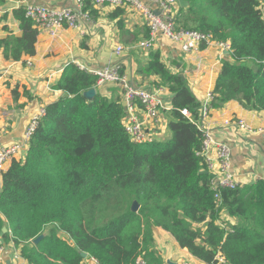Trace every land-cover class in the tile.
Wrapping results in <instances>:
<instances>
[{"label": "trees", "instance_id": "1", "mask_svg": "<svg viewBox=\"0 0 264 264\" xmlns=\"http://www.w3.org/2000/svg\"><path fill=\"white\" fill-rule=\"evenodd\" d=\"M183 1L175 26L210 34L231 50L232 62H222L210 108L235 101L264 113L260 1ZM84 11L90 17L96 13ZM121 15L115 8L112 17ZM14 16L22 34L0 39V53L20 61L34 55L38 29L24 8ZM142 73L156 76L171 93L172 109L165 112L172 119L170 139L131 142L121 98L85 97L96 88V77L68 65L55 85L63 96L44 107L24 158L12 160L0 174V238L12 243L26 264H88L91 258L97 264H137L138 258L163 264L152 249L153 229L160 228L204 264H216L217 255L226 264H263L264 181L217 188L210 174L202 173L207 170L197 125L202 104L158 53ZM133 202L137 212L131 211ZM222 213L233 223L221 222Z\"/></svg>", "mask_w": 264, "mask_h": 264}, {"label": "crops", "instance_id": "2", "mask_svg": "<svg viewBox=\"0 0 264 264\" xmlns=\"http://www.w3.org/2000/svg\"><path fill=\"white\" fill-rule=\"evenodd\" d=\"M75 0H5L0 3V39L10 35L20 37V23L14 11L25 8L27 4L44 6L50 9L74 8ZM260 10L264 19V0ZM148 6L157 12L153 4ZM181 6L178 2L175 13ZM94 9H92L93 11ZM115 8L111 5L95 9V15L86 22L79 19L78 30L63 27L59 30L38 29L33 56H23L20 61L6 60L0 53V147L22 142L30 118L41 108L63 96L55 88L63 70L70 64L88 73L119 63L126 81L136 87L156 93L161 103L168 108L162 111L157 124H147L146 131L155 134L157 141L171 137L169 123L171 117L165 112L172 109L171 93L167 87L159 85L154 75H146L142 70L158 53L161 62L175 75H182L196 100L202 103L213 91L215 80L222 62H232L231 52L214 45L201 47L195 52L185 54L175 45L158 37L152 48L142 49L139 42L148 37L144 20L129 7H123L120 18H113ZM121 20V24L118 21ZM117 46L123 47L119 57L113 54ZM95 93L109 100L121 98L120 86L104 84L95 88ZM16 91V97L13 95ZM141 118V112L137 111ZM243 119L253 128H264V113L245 110L239 103L231 101L220 109L211 110L209 125L215 144L225 145L230 153V170L236 185L253 184L264 181V139L261 134H246L237 131L234 122ZM225 121L229 124L225 125ZM155 138V137H154ZM28 146L25 148L26 153ZM24 153L17 160L24 158ZM207 158L215 161V146ZM10 162L6 163L4 170ZM216 185L220 178L219 166L209 173ZM221 222H231L222 213ZM63 239H68L63 238ZM153 248L163 264H204L192 257L186 249H181L171 235L160 228L153 229ZM14 246V245H13ZM0 264L11 258V243L0 238ZM21 264H26L24 261Z\"/></svg>", "mask_w": 264, "mask_h": 264}, {"label": "built area", "instance_id": "3", "mask_svg": "<svg viewBox=\"0 0 264 264\" xmlns=\"http://www.w3.org/2000/svg\"><path fill=\"white\" fill-rule=\"evenodd\" d=\"M74 2V8L63 9H50L40 5L27 4L24 8L25 17L31 20L37 29L56 31L66 27L78 30L81 28L79 19L86 22L91 19L88 12L84 11L86 7H89L91 10H99L106 5H111L114 8L129 7L144 20L148 29V37L138 44L142 49L152 48L158 37H162L185 54L195 52L201 47L210 45H214L222 50H227L226 53L229 51L231 52L228 43L216 42L210 34L177 28L175 26V16L177 14L175 13V8L177 7L178 0H75ZM148 4L155 5L158 13L153 11ZM122 52L123 47L117 46L113 54L119 57ZM90 74L96 77V87L104 84H115L120 86L122 91L121 100L124 108L122 123L130 141L135 144L157 141L155 134L159 132L149 133L146 131L145 126L147 124H157L161 119V112L169 109L165 108L157 98L156 93L130 85L126 81L121 64L119 63L105 66L100 70L92 71ZM212 99L213 95L211 92L201 103L199 120L197 121L198 128L202 130L204 136L201 153L206 161L207 171L209 173L214 169V164H218L219 166L220 178L215 186L217 188L232 189L238 185H236L234 176L230 170L229 149L225 145L214 143L211 127L209 125L210 113L212 110L210 108V103ZM137 111L141 112V118L137 116ZM181 114L191 119L190 113L187 110H182ZM44 115L45 109L41 108L30 118L22 142L0 147V174L4 171L6 163L17 160V157H20L22 153H24L30 137ZM228 124L229 122L225 121V125ZM234 124L236 125L237 131L240 133L249 135L261 134L264 139V128L255 129L243 119H237ZM212 146H215V161L207 158V154L212 149ZM218 224L223 227L222 223L219 222ZM1 252L2 248H0V253ZM216 260V264H226L225 260L219 255L216 256ZM23 262L24 260L21 258L18 250H16L11 243V258L6 264H21ZM86 262H88V264H97L96 260L93 258ZM136 263L145 264L140 258L136 260Z\"/></svg>", "mask_w": 264, "mask_h": 264}, {"label": "water", "instance_id": "4", "mask_svg": "<svg viewBox=\"0 0 264 264\" xmlns=\"http://www.w3.org/2000/svg\"><path fill=\"white\" fill-rule=\"evenodd\" d=\"M178 2H179V4L181 5V6H183L184 4H185V6H186V3H185V1H183V0H178ZM178 77H180L181 78V80L183 81V76L182 75H178ZM95 89H91V90H89V91H87L86 93H85V97H87V98H93L94 96H95ZM202 173H204V174H209V172L206 170V171H203ZM210 177L213 179L214 178V176L213 175H211L210 174ZM139 209V205L136 203V202H133V204H132V206H131V211L132 212H137V210ZM2 231H3V233H5L6 231H7V229L6 228H3L2 229ZM42 238V236H39L37 239H35V243H38L39 241H40V239ZM81 256L83 257V258H85L86 256H87V254H85V253H81ZM264 264V263H263Z\"/></svg>", "mask_w": 264, "mask_h": 264}, {"label": "rangeland", "instance_id": "5", "mask_svg": "<svg viewBox=\"0 0 264 264\" xmlns=\"http://www.w3.org/2000/svg\"><path fill=\"white\" fill-rule=\"evenodd\" d=\"M59 236H60L61 238H66V237H67L64 233H60Z\"/></svg>", "mask_w": 264, "mask_h": 264}]
</instances>
